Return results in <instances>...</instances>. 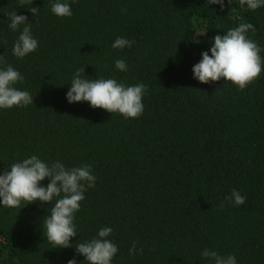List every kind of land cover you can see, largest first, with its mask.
I'll return each instance as SVG.
<instances>
[{"label": "trees", "instance_id": "obj_1", "mask_svg": "<svg viewBox=\"0 0 264 264\" xmlns=\"http://www.w3.org/2000/svg\"><path fill=\"white\" fill-rule=\"evenodd\" d=\"M52 0H33L38 18L19 0H0V55L24 77L17 83L33 103L0 109V174L31 155L71 168L91 165L97 178L81 201L71 248H51L42 219L50 203L0 205V264H88L77 255L103 227L118 246L111 264H214L204 249L234 255L237 264H264V64L245 89L223 78L194 79L193 66L217 34L241 23L264 60V6L240 0H67L71 17L51 12ZM31 24L38 48L23 59L18 31L6 12ZM117 37L134 41L114 49ZM122 59L127 71L115 68ZM89 80L143 83L144 111L125 118L87 101L69 103L77 69ZM45 179L41 183L46 185ZM236 189L244 204H227ZM226 204L221 208V203ZM50 211V209H49ZM133 242L135 256L129 254Z\"/></svg>", "mask_w": 264, "mask_h": 264}, {"label": "clouds", "instance_id": "obj_2", "mask_svg": "<svg viewBox=\"0 0 264 264\" xmlns=\"http://www.w3.org/2000/svg\"><path fill=\"white\" fill-rule=\"evenodd\" d=\"M75 2V0H73ZM230 2V0H229ZM208 3L224 6V0H208ZM33 0H19L18 7H27L38 18V8L29 6ZM241 5L255 11L264 6V0H240ZM51 12L58 17H71V5L67 0H52ZM8 28L18 31L19 35L13 45L12 53L18 59H23L38 48V40L34 38L31 24L26 15L15 11L5 13ZM255 31L251 23H241L229 29L226 34L212 37L214 43L209 51L202 53V59L193 68L194 79L201 83H213L221 80L229 81L239 90L245 89L250 83L258 79L262 72L264 60L260 55L261 48L247 33ZM134 41L125 37H117L112 44L114 49L131 47ZM0 64H6L0 55ZM115 68L127 71V64L122 59L115 61ZM85 68L77 69L71 79V87L66 93L67 101L77 103L87 101L92 108H102L110 113H119L125 118H138L144 111L142 102L147 91L143 83L126 86L113 78H99L89 80L82 76ZM24 81L23 75L11 64L0 67V109L26 107L33 103L29 91L20 90L17 83ZM0 174V205L6 208H22L37 201L50 203L48 215L42 219L43 234L51 248H71L72 238L77 235L74 223L75 213L79 211L81 201L85 199L88 188L95 187L96 177L92 174L91 165L84 164L68 168L59 160L45 162L37 155H31L9 166ZM48 179L43 185L41 182ZM227 204L239 206L245 203L246 197L239 191L232 189L230 195L224 198ZM23 205V206H22ZM22 206V207H21ZM224 202L220 207H225ZM50 209V211H49ZM113 232L110 227H103L92 239L76 242L77 255H83L88 264H111L118 252V246L108 237ZM137 242H133L129 254H141L143 249H137ZM201 257L214 261V264H237L234 255H221L215 250L204 249ZM67 264H77L75 258Z\"/></svg>", "mask_w": 264, "mask_h": 264}]
</instances>
